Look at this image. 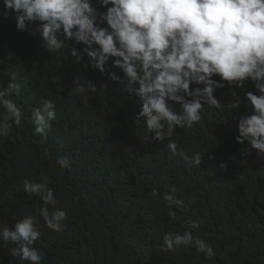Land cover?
<instances>
[{
  "label": "trees",
  "instance_id": "obj_1",
  "mask_svg": "<svg viewBox=\"0 0 264 264\" xmlns=\"http://www.w3.org/2000/svg\"><path fill=\"white\" fill-rule=\"evenodd\" d=\"M5 11L6 18L0 14V85L20 84V94L11 97L23 118L21 126L0 137V227H14L35 214L43 233L34 244L44 253L40 264H264V154L251 150L244 157L241 150L250 144L235 141L239 119L251 114L246 102L231 110L233 97L225 85L215 93L220 109L205 106L199 124L175 129L171 139L178 151L189 157L205 152L200 166L187 164L172 155L166 139L156 141L146 126L133 124L139 98L125 84L110 81L107 71L91 68L84 45L65 41L63 50L50 54L38 24L18 30L16 14L0 0V13ZM72 48L82 60L75 62ZM112 64L110 59L106 69L123 79ZM77 78L86 88L91 82L95 91L76 93ZM235 91L243 100L244 91L255 89L247 82ZM46 100L55 104L56 118L45 139L34 134L31 115ZM59 156H68L70 166L60 165ZM42 176L55 205L23 190L24 179L44 182ZM172 188L183 207L169 208L161 198ZM42 207L66 212L63 232L48 227L38 211ZM170 210L175 218L168 216ZM189 220L200 227L191 229ZM186 230L209 243L215 255L183 245L160 251L165 234ZM12 247L0 241V264H28L10 255Z\"/></svg>",
  "mask_w": 264,
  "mask_h": 264
},
{
  "label": "clouds",
  "instance_id": "obj_2",
  "mask_svg": "<svg viewBox=\"0 0 264 264\" xmlns=\"http://www.w3.org/2000/svg\"><path fill=\"white\" fill-rule=\"evenodd\" d=\"M3 6L16 14L18 30H25L26 24L39 25L36 31L50 54L63 50L65 41L84 45L81 51L87 53L91 68L101 74L107 71L110 81L125 84L139 98L141 110L133 124L146 126L149 134L155 133L152 139L156 141L166 139L172 155H179L187 164L200 166L205 152L189 157L183 149L178 151L171 137L176 128L191 129L199 124L205 106L220 109L215 93L225 85L233 97L228 105L231 110L245 102L251 109L237 124L236 143L250 144L241 150L242 155L250 156L251 150L264 154V0H3ZM0 14L6 18L7 11ZM70 54L76 57L75 62L83 58L76 48ZM110 59L111 67L119 69L123 79L106 69ZM12 79L16 77L12 75ZM247 82L253 83L255 91H244L242 100L235 89H244ZM74 84L76 93L95 91L91 82L88 88L79 78ZM20 87L19 83H9L6 88L0 85V108L4 110L0 137H7L13 126H21L23 113L11 97L20 94ZM54 109L51 100L33 109L35 135L47 138L50 122L56 118ZM57 162L64 167L71 163L68 156L57 157ZM219 168L226 170V165L221 163ZM41 179L44 182L24 179V192L38 195L44 205H55L47 176ZM175 191L172 188L161 197L169 208L183 207ZM158 194L154 189L152 196ZM38 211L54 232L65 230V211L48 207ZM168 216L175 218L176 212L170 210ZM186 223L191 229L200 227L197 221ZM42 235L35 214L25 215L14 227H0L3 245H15L10 255L28 264H40L44 257L43 251L34 247ZM181 245L194 246L197 253L209 258L215 255L209 243L187 230L165 234L160 251H175Z\"/></svg>",
  "mask_w": 264,
  "mask_h": 264
}]
</instances>
